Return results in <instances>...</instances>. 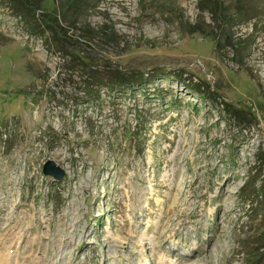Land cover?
<instances>
[{
	"label": "rangeland",
	"instance_id": "obj_1",
	"mask_svg": "<svg viewBox=\"0 0 264 264\" xmlns=\"http://www.w3.org/2000/svg\"><path fill=\"white\" fill-rule=\"evenodd\" d=\"M73 1L0 0V264H264V0Z\"/></svg>",
	"mask_w": 264,
	"mask_h": 264
},
{
	"label": "trees",
	"instance_id": "obj_2",
	"mask_svg": "<svg viewBox=\"0 0 264 264\" xmlns=\"http://www.w3.org/2000/svg\"><path fill=\"white\" fill-rule=\"evenodd\" d=\"M12 3H15L17 7L22 9L23 11H28V5L29 3L27 0H10ZM80 6H82L85 2L88 0H79ZM204 2V3H203ZM73 3H76V0L73 1ZM197 9L200 13H203L205 11L209 12L210 14H214V11L216 9H219L221 11V3L216 1H209V0H198L197 2ZM213 9V10H212ZM253 10L252 7L246 8L245 11H242L243 13L240 14V19L244 14L251 13ZM57 13V11H56ZM250 15V14H249ZM44 16L48 19L47 21L41 19L42 21H45V32H47L53 42V46L58 52H65V49L63 47V38L68 39L66 35V30L61 28L60 23L58 22L57 16L51 14V13H45ZM228 17V16H225ZM41 25V24H40ZM30 28V26H29ZM192 32L199 31L197 26H191L190 27ZM38 30L41 28H37ZM78 34L76 36H79L82 39H89V34H91V31L89 29H77ZM110 40H113V37L110 35ZM72 42L75 43V38L72 39ZM83 62V61H82ZM82 62H77V66L82 68ZM84 69H88L87 74L83 75L82 82H80L81 90H84V95L95 98L99 91H104L106 93H124V90H132L134 86H138L145 78L143 74L141 73H126L125 71L119 69V68H112V66L108 65L106 67L103 66H96L94 65H87L84 67ZM235 118V117H234ZM236 119H238L236 117ZM263 161L264 164V158H262L261 162ZM262 164V163H261ZM262 164V165H263ZM261 183L263 184L262 189H264V177L261 178Z\"/></svg>",
	"mask_w": 264,
	"mask_h": 264
},
{
	"label": "water",
	"instance_id": "obj_3",
	"mask_svg": "<svg viewBox=\"0 0 264 264\" xmlns=\"http://www.w3.org/2000/svg\"><path fill=\"white\" fill-rule=\"evenodd\" d=\"M43 176L52 177L54 181H59L63 173L58 168L54 167L52 163L47 162L42 166Z\"/></svg>",
	"mask_w": 264,
	"mask_h": 264
}]
</instances>
